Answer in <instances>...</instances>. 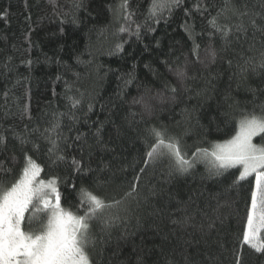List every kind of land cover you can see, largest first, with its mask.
<instances>
[{"label": "trees", "instance_id": "1", "mask_svg": "<svg viewBox=\"0 0 264 264\" xmlns=\"http://www.w3.org/2000/svg\"><path fill=\"white\" fill-rule=\"evenodd\" d=\"M122 2L0 0V181L10 186L19 178L27 151L42 179L59 177L61 204L75 212L81 185L110 203L138 175L137 192L92 222V264H264V254L242 243L254 175L234 185L238 169L210 176L199 156L184 174L167 156L145 163L153 128L179 138L192 159L197 148L211 151L229 139L243 114L259 113L264 0H182L156 17L150 0H128L127 20ZM213 18L228 26L227 38ZM241 24L246 32L237 31ZM209 46L215 63H205ZM178 71L186 72L183 81ZM13 133L39 150L21 147ZM46 135L58 139L69 163L82 159L92 171L50 166Z\"/></svg>", "mask_w": 264, "mask_h": 264}, {"label": "snow or ice", "instance_id": "2", "mask_svg": "<svg viewBox=\"0 0 264 264\" xmlns=\"http://www.w3.org/2000/svg\"><path fill=\"white\" fill-rule=\"evenodd\" d=\"M181 3L182 0H150L149 16L156 17L165 9L171 14ZM199 7L197 5V8ZM127 10L128 0H123L119 12L126 13L123 17L126 20L131 18V13ZM232 10L239 16L248 15L247 11L241 12L235 7ZM211 23L216 31L221 32L225 38L228 37L230 29L227 25H218L215 18ZM251 23L253 27L256 26L254 19ZM119 30L126 31L123 27ZM186 30L191 29L186 26ZM237 31L246 32L247 29L241 24L237 25ZM260 31L264 32V29ZM120 47L117 45L118 50ZM198 48L199 45L194 43L193 51L196 52ZM206 55L208 59L205 63H215L217 52L214 48L209 46ZM261 55L264 57V53ZM27 63L30 64L31 61ZM251 63V60L245 61V65ZM260 67L264 68V59L261 60ZM244 71H247V68L241 66V72ZM176 75L181 81L186 78L184 71H178ZM172 91L175 92L176 89L173 88ZM79 103V100H74L73 106ZM89 107L91 108V105ZM26 113L27 108L24 114ZM57 127L58 125H53L45 131L51 132ZM99 131L97 129V137ZM150 134L154 137V143L148 145L149 150L145 153L148 159L145 163L167 156L174 162V171L184 174L195 166L197 157L203 155L209 160L210 176H219L229 169H238L239 175L233 181L234 185L255 176L242 243L255 252L264 254V237L261 236V233H264V144L253 143L254 137L261 136V139H264V106L260 108L259 113L253 110L243 114L229 139L214 143L211 151L197 148L192 153V159L186 158V154L182 152L180 139L169 136L165 129L153 128ZM13 135L21 147L32 143L33 149L39 150V145L35 142L18 133ZM80 138L76 137L77 140ZM44 139L50 144V166L68 164L76 173L92 171L91 167L84 168L82 159L72 157L69 163L68 157L60 149L58 139L47 135ZM0 146H6V137L2 134ZM5 171L10 172L11 169ZM143 171L141 169V172ZM42 172V166L25 151L19 178L10 186L0 181V264H92L88 252L89 247L95 245L91 232L92 222L103 216L105 210L119 207L125 198L132 197L137 192L140 177H134L129 190L120 199L113 198L110 203L81 185L77 192L78 204L74 212L61 204L59 177L45 180L41 178ZM72 187L75 190L74 184ZM81 210L82 214H79ZM105 223L107 225L110 221ZM138 264H144V261L138 258ZM236 264H239V258Z\"/></svg>", "mask_w": 264, "mask_h": 264}, {"label": "rangeland", "instance_id": "3", "mask_svg": "<svg viewBox=\"0 0 264 264\" xmlns=\"http://www.w3.org/2000/svg\"><path fill=\"white\" fill-rule=\"evenodd\" d=\"M254 138H253V143H254ZM199 157L200 159H203L205 163H208L210 165L208 158H205L203 155H200Z\"/></svg>", "mask_w": 264, "mask_h": 264}]
</instances>
